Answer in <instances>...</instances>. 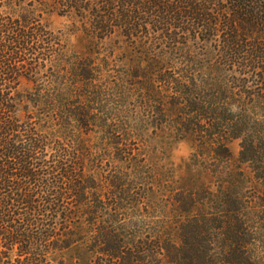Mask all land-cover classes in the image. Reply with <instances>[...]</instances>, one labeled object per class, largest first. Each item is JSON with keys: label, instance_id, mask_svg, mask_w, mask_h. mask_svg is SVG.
Masks as SVG:
<instances>
[{"label": "trees", "instance_id": "16d2710c", "mask_svg": "<svg viewBox=\"0 0 264 264\" xmlns=\"http://www.w3.org/2000/svg\"><path fill=\"white\" fill-rule=\"evenodd\" d=\"M0 264H264V0H0Z\"/></svg>", "mask_w": 264, "mask_h": 264}, {"label": "rangeland", "instance_id": "374dc122", "mask_svg": "<svg viewBox=\"0 0 264 264\" xmlns=\"http://www.w3.org/2000/svg\"><path fill=\"white\" fill-rule=\"evenodd\" d=\"M49 8V10H52L51 7ZM42 21L49 27L51 31L61 36L62 40L69 45L71 52L75 50L73 47L77 44V38L79 34V32H75V30L80 26L75 17L60 16L57 11H51L43 15ZM75 24L77 27H75ZM26 86L28 85L25 82L23 87ZM231 150L235 157H238L241 150L240 142L237 141L231 144ZM190 154V146L187 144H180L179 146H177L174 152L173 159L178 164L182 161L183 158L189 157ZM106 162L107 161L104 162L103 166H105Z\"/></svg>", "mask_w": 264, "mask_h": 264}]
</instances>
